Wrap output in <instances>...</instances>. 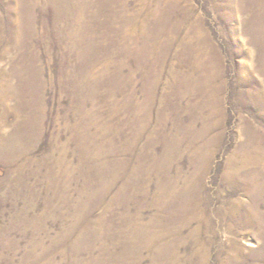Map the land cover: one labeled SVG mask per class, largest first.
I'll return each instance as SVG.
<instances>
[{
    "label": "rangeland",
    "instance_id": "rangeland-1",
    "mask_svg": "<svg viewBox=\"0 0 264 264\" xmlns=\"http://www.w3.org/2000/svg\"><path fill=\"white\" fill-rule=\"evenodd\" d=\"M256 3L0 0V264H264Z\"/></svg>",
    "mask_w": 264,
    "mask_h": 264
},
{
    "label": "bare ground",
    "instance_id": "bare-ground-1",
    "mask_svg": "<svg viewBox=\"0 0 264 264\" xmlns=\"http://www.w3.org/2000/svg\"><path fill=\"white\" fill-rule=\"evenodd\" d=\"M260 3H256L255 6H256V9L253 8L252 12H251V15L253 16V20L251 19V21H253L255 24L256 23H259L261 24V27L259 26L258 28V25H256V27H252L251 31L249 32V35H251V37L253 38V40H255L254 42L257 43L256 46H258V43L262 44L264 46V0H258ZM235 4V3H234ZM258 4V5H257ZM231 5V8H233L232 4ZM235 8V7H234ZM160 12V11H159ZM160 14V13H158ZM162 16V15H161ZM249 18V17H248ZM259 20V21H258ZM263 25V26H262ZM161 27V26H160ZM157 29H158V26H157ZM192 30V29H191ZM156 32V30H155ZM153 34V36L156 34L158 35L157 33ZM191 32V31H190ZM174 33V32H173ZM235 37V36H234ZM20 43V42H19ZM261 45V46H262ZM245 47V46H244ZM258 48V47H257ZM246 50V49H244ZM261 52L264 51V48H261L260 49ZM205 54V53H204ZM25 86V85H24ZM5 89L8 90L7 87H3V90L5 92ZM2 92V93H4ZM28 115V114H27ZM37 131V130H36ZM12 134V133H11ZM13 135V134H12ZM21 144V143H20Z\"/></svg>",
    "mask_w": 264,
    "mask_h": 264
}]
</instances>
